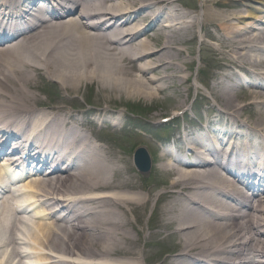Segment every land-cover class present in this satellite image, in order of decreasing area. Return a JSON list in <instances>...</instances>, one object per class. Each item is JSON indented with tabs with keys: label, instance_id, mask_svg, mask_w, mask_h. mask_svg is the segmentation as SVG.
I'll list each match as a JSON object with an SVG mask.
<instances>
[{
	"label": "bare ground",
	"instance_id": "6f19581e",
	"mask_svg": "<svg viewBox=\"0 0 264 264\" xmlns=\"http://www.w3.org/2000/svg\"><path fill=\"white\" fill-rule=\"evenodd\" d=\"M34 1L0 0V151L30 149L28 160H42L40 176L22 184L40 197L32 226L23 219L31 211L14 203L19 195L9 185L1 190L0 264H20L22 247L38 264H264V178L255 176L264 168L251 165L264 157V0L201 1V29L220 43L205 47L223 59L208 86L228 121L209 130L219 148L202 131L184 135L181 153L164 149L153 180L135 170L125 147L100 143L80 114L44 103L41 83L73 97L96 84L150 100L179 88L188 82L179 58L181 45L195 39L194 10L181 9L187 0H73L65 10L45 0L29 22ZM235 68L250 78L248 87ZM245 108L256 111L257 132L237 130L234 117ZM82 116L92 125L90 116L118 123L98 107ZM212 120L206 129L220 123ZM199 144L210 148L211 161L189 151ZM252 178L261 189L249 193L240 181Z\"/></svg>",
	"mask_w": 264,
	"mask_h": 264
},
{
	"label": "rangeland",
	"instance_id": "374dc122",
	"mask_svg": "<svg viewBox=\"0 0 264 264\" xmlns=\"http://www.w3.org/2000/svg\"><path fill=\"white\" fill-rule=\"evenodd\" d=\"M189 1V3H187ZM184 2L185 6H180L184 11H193L194 16L197 17L198 24L195 27V39L193 41H189L188 43L182 44L181 48L183 50L182 56L179 58V63L181 69L183 70L182 75L187 78L188 82L181 83L179 88L176 89H168L165 92H161L158 94L157 98L147 99L142 95H132L128 96L119 91H110V90H102L96 84H84V86L80 89L78 94L74 96V94L68 93L64 91L57 83L51 87L53 90L52 95H57L58 97H39L44 103H49L51 105L52 102L57 106H66V110L70 109V111L77 114H80L84 111V109H88V103L94 104L97 107L101 106L105 110H109V113H112L113 110L108 107L109 105L113 106L112 108L117 109V114H122L124 116L123 121L125 127L123 129L124 132H121V135H115L110 131L102 132V138L106 142L115 144L117 143V136L120 137V146L125 147L127 151H129L131 160L133 162V153L134 150L138 147L148 146L151 150L150 153L153 154L152 158V167L149 173H145L148 177H151L150 180H153L155 173V163L158 155L157 146L159 141L162 143H167L168 141H172L176 138V136L181 135V132L188 131V129L192 128L194 123H191L195 120L196 114H202L203 117L214 118L216 119V115L214 114V108H217V105L214 103L213 97L211 95L210 86L205 87L201 83L198 82L197 76L200 80L203 78L207 79L203 76L212 75L213 82V74H217L219 68L221 67V63L223 59H219L221 55H217L216 53L206 50L205 46H213L219 48V44L210 34H206L204 30L201 31L202 27V9L200 7L202 0H187ZM248 6H254L253 3L248 2ZM187 7V9L185 8ZM246 7L238 6L237 9ZM238 16V15H237ZM192 18V17H191ZM150 18H146L142 21L149 22ZM237 26L242 25L241 20L233 21ZM259 27L261 25L259 24ZM264 27V26H262ZM255 29V28H253ZM256 30V29H255ZM262 30V29H261ZM211 33H215L211 30ZM204 34V35H203ZM216 42V43H215ZM201 69V70H200ZM235 74H237L235 72ZM155 74H153L154 76ZM238 75V74H237ZM204 79V80H205ZM46 81H42V86L46 87ZM229 81H227L228 83ZM176 84H180L176 82ZM208 86V85H207ZM247 86V85H246ZM244 90V89H241ZM197 95V107L194 109V112L189 111V116H186V120L181 119L179 122L174 124H170L168 126L160 125L157 127H153L152 125H156L160 123L161 117H166L172 115L174 111L180 109L179 103L182 102L183 99H186V103L183 105L185 107H189L191 100ZM243 102V101H242ZM181 104V103H180ZM260 108H264V101L260 104ZM77 108V109H76ZM131 109L135 112L142 114L145 116L143 120L137 123H132V119L136 118L126 113L125 109ZM222 109V108H221ZM39 110H42L39 107ZM241 113V121L251 125V122L255 123L257 120L256 111L254 109H243L239 111ZM222 116L221 114L219 115ZM80 117V115H79ZM223 116L222 118H224ZM191 118V120H190ZM148 127V133L144 131L145 124ZM191 123V124H190ZM130 125V126H129ZM139 126L143 130L144 134H139V137H130L127 138V134L125 133L131 126ZM188 128H185V126ZM257 125V124H256ZM100 123H96L95 128L98 130L100 127ZM187 130H185V129ZM179 130V131H178ZM179 132V133H178ZM178 135H177V134ZM115 141V142H114ZM156 146V147H155ZM159 156V155H158ZM134 163V162H133ZM151 175V176H149ZM146 176V177H147ZM164 187L159 188L154 192V197L151 200L149 205V209L145 215V222L149 218L151 214L152 207L154 205L155 196L161 192Z\"/></svg>",
	"mask_w": 264,
	"mask_h": 264
},
{
	"label": "water",
	"instance_id": "95a60500",
	"mask_svg": "<svg viewBox=\"0 0 264 264\" xmlns=\"http://www.w3.org/2000/svg\"><path fill=\"white\" fill-rule=\"evenodd\" d=\"M140 152L145 154V152L143 150H140ZM139 164L141 165V169H143V170H148L150 168V161L148 158H145L144 162L143 163L139 162Z\"/></svg>",
	"mask_w": 264,
	"mask_h": 264
}]
</instances>
